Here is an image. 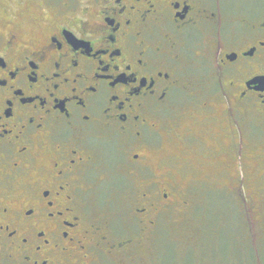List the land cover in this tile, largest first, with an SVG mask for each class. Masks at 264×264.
<instances>
[{
  "label": "flooded vegetation",
  "instance_id": "1",
  "mask_svg": "<svg viewBox=\"0 0 264 264\" xmlns=\"http://www.w3.org/2000/svg\"><path fill=\"white\" fill-rule=\"evenodd\" d=\"M227 8L0 0V264H72L129 245L90 219L102 169L122 165L144 184L132 217L146 229L180 182L213 181L216 145L223 177L244 185L264 138V0L239 17ZM175 148L203 151L201 169L154 155ZM178 163L179 178L160 169Z\"/></svg>",
  "mask_w": 264,
  "mask_h": 264
},
{
  "label": "rangeland",
  "instance_id": "2",
  "mask_svg": "<svg viewBox=\"0 0 264 264\" xmlns=\"http://www.w3.org/2000/svg\"><path fill=\"white\" fill-rule=\"evenodd\" d=\"M227 1L228 11L239 17L261 0ZM253 147L245 183L236 189L228 184V176L223 177L227 154L216 145L210 155L223 162L212 167L218 171L213 181L193 186L180 182L175 192L178 201L149 229L132 217L136 195L144 184L136 176L125 175L122 165L100 170L98 177L106 180L89 193L90 219L113 243H131L113 250L104 244L87 260L76 259L72 264H264V138ZM202 152L175 148L154 151V155L181 156L190 170H199ZM180 163L160 169L179 178ZM231 170L236 175L240 166Z\"/></svg>",
  "mask_w": 264,
  "mask_h": 264
}]
</instances>
